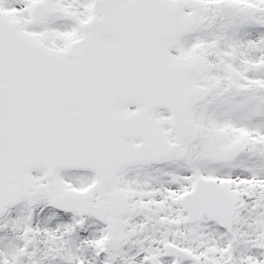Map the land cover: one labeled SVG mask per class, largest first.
<instances>
[{
	"label": "snow or ice",
	"instance_id": "1",
	"mask_svg": "<svg viewBox=\"0 0 264 264\" xmlns=\"http://www.w3.org/2000/svg\"><path fill=\"white\" fill-rule=\"evenodd\" d=\"M0 264H264V0H0Z\"/></svg>",
	"mask_w": 264,
	"mask_h": 264
}]
</instances>
